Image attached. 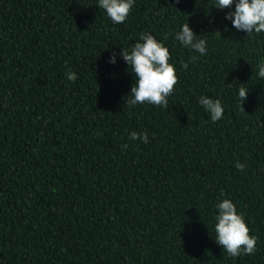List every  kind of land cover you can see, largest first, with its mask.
Masks as SVG:
<instances>
[{"label": "trees", "instance_id": "1", "mask_svg": "<svg viewBox=\"0 0 264 264\" xmlns=\"http://www.w3.org/2000/svg\"><path fill=\"white\" fill-rule=\"evenodd\" d=\"M227 11L136 0L114 25L96 0H0V264H264V33L237 32ZM187 22L207 41L194 63L174 40ZM145 31L177 69L166 109L129 107L135 77L108 63ZM201 95L221 101L220 121ZM221 192L255 254L215 242Z\"/></svg>", "mask_w": 264, "mask_h": 264}, {"label": "clouds", "instance_id": "2", "mask_svg": "<svg viewBox=\"0 0 264 264\" xmlns=\"http://www.w3.org/2000/svg\"><path fill=\"white\" fill-rule=\"evenodd\" d=\"M135 3L136 0H96V6L104 11L114 25L123 24L127 20ZM212 6L219 10H228L225 19L231 22L237 32H245L247 36L264 33V0H212ZM174 40L182 48L199 54L190 57L193 63L199 56L207 55V41L197 36L188 22L181 24L179 30L175 31ZM118 58L128 65V69H131L129 72L135 77L134 84L126 98L129 107L149 104L166 109L169 103L168 98L174 92L178 77L175 64L169 62L171 54L164 42L147 31L142 32L130 50L122 48L119 53L111 54L108 63L114 65ZM181 67L187 69L189 63L184 62ZM257 69L258 78L264 79V60L257 63ZM67 79L76 81L77 73L69 71ZM247 94L248 90L239 88L238 99L242 104ZM198 103L213 123L223 118L224 106L219 99L201 95ZM130 138L133 141L140 140L145 144L149 142L147 132L130 133ZM235 167L244 171L246 166L237 160ZM220 196L222 199H218L215 204L213 225L215 242L228 256L233 258L255 254L257 238L250 235V229L235 203L230 198H224L225 193L223 192Z\"/></svg>", "mask_w": 264, "mask_h": 264}]
</instances>
